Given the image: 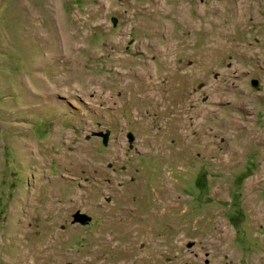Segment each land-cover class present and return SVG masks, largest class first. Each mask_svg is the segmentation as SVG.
I'll return each mask as SVG.
<instances>
[{
  "label": "rangeland",
  "instance_id": "obj_1",
  "mask_svg": "<svg viewBox=\"0 0 264 264\" xmlns=\"http://www.w3.org/2000/svg\"><path fill=\"white\" fill-rule=\"evenodd\" d=\"M0 264H264V0H0Z\"/></svg>",
  "mask_w": 264,
  "mask_h": 264
},
{
  "label": "bare ground",
  "instance_id": "obj_2",
  "mask_svg": "<svg viewBox=\"0 0 264 264\" xmlns=\"http://www.w3.org/2000/svg\"><path fill=\"white\" fill-rule=\"evenodd\" d=\"M23 4H24V3H23ZM48 7H49V6H48ZM50 11H51V10H50ZM31 12H32V11H31ZM32 13H33V12H32ZM50 20H52V19H50ZM50 20H49V21H50ZM53 21H54V20H53ZM62 26H63V25H62ZM51 27L53 28L52 25H51ZM60 27H61V26H60ZM60 27H58V28H60ZM38 28L40 29V27H38ZM47 28H48V24H47ZM49 28H50V27H49ZM63 28H64V26H63ZM31 29H32V28H31ZM41 30H42V29H41ZM32 31H33V30H32ZM35 31H39V30H38V29H34V32H35ZM42 31H43V33H44V30H42ZM49 31H50V30H49ZM58 31H59V33H60V30H58ZM67 31H68V30H67ZM34 32H33V33H34ZM53 32H54V28H53ZM37 33H38V32H37ZM37 33H36V34H37ZM59 33H58V35H60ZM64 33H66V32H65V28H64ZM48 34H49V33H48ZM48 34H47V35H48ZM50 34H51V36H52V33H50ZM42 35H43V34H42ZM53 35H55V34H53ZM70 35H71V34H70ZM35 36H36V35H35ZM37 36H38V35H37ZM39 36H40V35H39ZM61 36H62V35H61ZM45 37H46V36H44V38H45ZM48 37H49V36H48ZM54 37H55V36H54ZM64 37H66V36L64 35ZM72 37H73V36H72ZM52 38H53V36L51 37V39H52ZM61 38H62V37H61ZM35 39H38V38H35ZM63 39H64V40H67V39H68V36H67V39H66V38H63ZM40 40H41V39H40ZM45 40H46V39H45ZM60 40H61V39H60ZM60 40H59V42H60ZM35 41H36V40H35ZM42 41H43V40H42ZM42 41H41V43H42ZM49 41H50V40H49ZM53 41H54V39H53ZM53 41H52V42H53ZM39 42H40V41H39ZM36 43H37V42H36ZM48 43H49V42H48ZM71 43H72V42H71V39H70V44H71ZM39 44H40V43H39ZM53 44H54V43H53ZM42 45H43V44H42ZM45 45H46V44H45ZM45 45H44V48H45ZM64 45H67V44H64ZM50 46H52V45H50ZM55 46H56V45H55ZM58 46H59V45H58ZM58 46H57V47H58ZM71 46H72V45H71ZM52 47L55 48L54 46H52ZM57 47H56V48H57ZM67 47H68V46H67ZM67 47H66V49H68ZM45 49H47V48H45ZM50 52H51V51H50ZM52 53H53V51H52ZM54 53H55V52H54ZM52 55H53V54H52ZM49 56H50V55H49ZM33 80H34V79H33ZM33 80H32V81H33ZM162 86H163V85H162ZM164 88H165V87H164ZM163 93H164V92H163ZM164 97H166V96H164ZM166 98H167V97H166ZM164 101H165V100H164ZM204 124H205V123H204ZM196 127H197V126H196ZM192 132H193V131H192ZM194 132H195V131H194ZM198 132H199V131H198ZM193 135H194V133H193ZM255 135H256V134H255ZM196 136H199V135H196ZM200 136H201V135H200ZM257 136H258V135H257ZM193 137H195V136H193ZM259 137H260V136H259ZM223 146H224V145H223ZM72 159H73V158H72ZM71 161H72V160H71ZM75 161H76V160H74L73 163H74ZM79 161H80V160H79ZM70 163H71V162H70ZM73 163H72V164H73ZM76 164H77V163H76ZM81 164H82V163H81ZM74 165H75V164H74ZM170 186H171V184H170ZM158 188H159V187H158ZM159 189H160V188H159ZM163 189H164V188H163ZM161 190H162V189H161ZM163 191H164V190H163ZM157 192H158V191H157ZM161 193H162V191H161ZM152 194H154V195H152ZM155 194H156V191H153V193H151V196H153L155 199L152 201V205H151V207H152V208H151L152 211H150V212L147 214V217H148V218H147V219L145 218L146 222L149 223V224L151 225L150 233L154 232V230H155V229H153V225H154L153 220H154V218L157 219L156 216L159 217V211H160V208H161L160 201H159V200L157 201V199H156L157 194H156V195H155ZM159 194H160V193H159ZM159 194H158V196H159ZM168 194H169V193H168ZM165 195H166V194H165ZM167 196H169V195H167ZM159 197H160V196H159ZM162 197H163V196H162ZM162 197H161V198H162ZM165 198H166V197H165ZM171 199H172V197H171ZM163 200H164V198H163ZM172 201H173V199H172ZM174 201H175V200H174ZM141 203H142V202H141ZM139 204H140V203H139ZM170 204H171V202H170ZM141 205H143V204H141ZM172 205H173V204H172ZM144 206H145V205H144ZM164 206H165V205H164ZM134 207H136V206H134ZM139 208H140V207H139ZM130 209H131V208L129 207V208L126 209V211H127L128 213H130V214H133L132 212L128 211V210H130ZM137 209H138V208H137ZM149 209H150V208H149ZM149 209H148V210H149ZM135 210H136V209H135ZM135 210H134V211H135ZM141 210H142V209H141ZM136 211H137V210H136ZM142 211H143V210H142ZM162 211H163V210H162ZM165 211H167V210H165ZM204 211H205V210H204ZM139 212H140V211H138V214H140ZM206 212H207V211H206ZM136 214H137V213H136ZM208 214H209V213H208ZM166 215H168V214H165V216H166ZM125 216H126V215H125ZM132 216H133V215H132ZM138 216H139V215H138ZM122 218H123V217H122ZM139 218H140V217H139ZM165 218H167V216H166ZM124 219H125V217H124ZM133 219H134V218H133ZM131 220H132V219H131ZM157 220H158V219H157ZM165 221H166V220H165ZM212 221H213V220H212ZM127 222H128V221H127ZM130 222H131V221H130ZM130 222H128V223L130 224ZM163 222H164V220H163ZM168 222H169V221H168ZM161 224H162V222H161ZM164 224H165V223H164ZM176 224H177V223H176ZM146 225H147V224H145V226H146ZM156 225H157V224H156ZM166 225H167V224H166ZM204 225H205V224H204ZM129 226H130V225H129ZM158 226H159V225H158ZM161 226L163 227V225H161ZM196 226H197V225H196ZM134 227H135V226H134ZM154 227H155V225H154ZM162 227H160V228H162ZM142 228H143V227H142ZM158 228H159V227H158ZM163 228H164V227H163ZM170 229H172V228H170ZM128 230H129V229H128ZM138 230H139V229H137V231H138ZM143 230H144V228H143ZM147 230H148V228H147ZM160 230H161V229H160ZM162 230H163V229H162ZM167 230H168V228H167ZM179 230H180V229H179ZM207 230H208V229H207ZM148 231H149V230H148ZM156 231H157V229H156ZM206 232H207V231H206ZM144 233H145V232H144ZM150 233H149V234H150ZM157 233H158V231H157ZM157 233H156V234H157ZM156 234H155V237H156ZM159 234H160V233H159ZM147 235H148V234H147ZM153 235H154V234H153ZM158 236H159V235H158ZM174 236H175V235H174ZM149 237H151V236H149ZM152 238H153V237H152ZM154 245H155V244H154ZM158 246H159V245H158ZM156 247H157V244H156ZM156 247H155V248H156ZM157 248H158V247H157ZM157 248H156V249H157ZM151 249H152V245H151ZM150 252H152V251H150ZM157 253H158V252H157Z\"/></svg>",
  "mask_w": 264,
  "mask_h": 264
},
{
  "label": "water",
  "instance_id": "obj_3",
  "mask_svg": "<svg viewBox=\"0 0 264 264\" xmlns=\"http://www.w3.org/2000/svg\"><path fill=\"white\" fill-rule=\"evenodd\" d=\"M250 83L253 86H257L258 80L253 78V79L250 80ZM98 135L102 136L103 139H104V142H106V138H107V135H108L107 133L99 132ZM127 137L129 139V141L133 140V136H132L131 133H128ZM73 218H74V222H81V223H86V222H88L90 220L88 216H86L85 214L79 213V212L75 213Z\"/></svg>",
  "mask_w": 264,
  "mask_h": 264
}]
</instances>
